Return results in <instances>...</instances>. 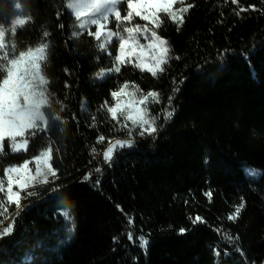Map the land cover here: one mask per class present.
I'll use <instances>...</instances> for the list:
<instances>
[{
	"label": "trees",
	"instance_id": "1",
	"mask_svg": "<svg viewBox=\"0 0 264 264\" xmlns=\"http://www.w3.org/2000/svg\"><path fill=\"white\" fill-rule=\"evenodd\" d=\"M16 2L0 0V26L28 19L14 37L6 32L9 59L13 41L17 56L48 45L47 129L27 133L26 152L5 144L0 179L48 147L57 177L23 192L19 209L7 205L0 229L13 222L14 229L0 237V264H264V0H186L194 7L179 30L161 14L155 31L170 53L156 76L137 66L158 57L143 36L125 49L131 57L120 71H109L118 40L101 49L103 38L88 34L94 25L78 27L68 0H19V10ZM240 6L249 10L237 15ZM126 83L125 91H140L117 110V122L107 107ZM153 91L159 103H135ZM137 107L155 119L152 135L125 119ZM117 140L131 146L94 160L93 148L103 157ZM241 204L239 217L228 219ZM197 216L203 222L193 223Z\"/></svg>",
	"mask_w": 264,
	"mask_h": 264
},
{
	"label": "snow or ice",
	"instance_id": "2",
	"mask_svg": "<svg viewBox=\"0 0 264 264\" xmlns=\"http://www.w3.org/2000/svg\"><path fill=\"white\" fill-rule=\"evenodd\" d=\"M233 4L239 5V0H231ZM124 3L126 5L124 14L122 15L117 5ZM179 4L180 7H176ZM16 9H21L19 0L14 4ZM66 7L73 13L77 20L81 17H87V21H81L78 25L80 29H85L88 25H95L96 31H89L88 34L94 36L97 41H103L99 44L101 49H106L107 44L111 43L114 37H118V52L114 57V66L109 71H120V66L126 63L125 48H131V42L136 40V34L143 36L150 41L149 46L158 49V57L154 66H141V70H146L156 76L158 72H163L162 65L168 63L170 48L168 42L158 35L155 29L159 28L163 23L164 17H167L170 22L177 24V30L183 25L185 14L194 7L192 4L186 3V0H68ZM251 10H256L255 6H249ZM249 8L240 6L236 11L239 15L241 12L248 11ZM114 18L117 26L131 25L121 29L122 33H127V36L117 33L108 28L109 19ZM134 17H138L147 23L144 25L135 24L131 22ZM30 19V18H29ZM28 22L25 18H15L10 22L9 28L6 30L0 26V61L7 63H0V71H5L6 76L0 82V152L3 151V141L6 137L10 140V147L13 151L27 150L29 143L27 138H24L26 133L32 136L36 135L37 131L43 132L47 129V117L43 109L49 106V99L47 95L48 79L42 72V63L47 60V43H42L35 48H28L26 51L20 52L17 56L15 54V43H11V50L13 56L8 58L9 44L5 42L6 32H10L15 36L17 27H23ZM151 25V27H149ZM77 33H74L76 35ZM48 33L44 32L43 36L47 37ZM132 51H135L132 49ZM99 77L105 75V71L101 70ZM135 91L127 92V95L135 98L136 92L140 91L138 86H134ZM129 88L126 83L122 86L120 91L112 92L113 98H118L125 94V90ZM148 97H152L153 103H159V93L149 92L146 96L141 97L135 101L138 105H147ZM107 107V102L106 105ZM119 105L114 107H107V111L111 114L113 120H118L117 110ZM136 115L128 114L125 116L126 120H130L133 125L141 128L140 134L152 135L157 131L155 126V119L148 115L147 107L135 109ZM120 115H125L121 112ZM172 115L167 113V117ZM127 127V125H125ZM17 137L24 138L20 141ZM105 137L100 136L98 143L103 142ZM131 146V141H119L115 143L109 142L106 150L103 152V158L110 161L117 147ZM95 151V149H93ZM52 149L51 147L41 151L34 161L25 162L19 166H12L4 170L5 178L0 179V193L4 195L0 197V216L7 212V205L14 204L17 209L20 208L22 193L30 187H34L36 182L41 184L49 183V177L56 178V169L51 164ZM30 163H34L35 170L30 168ZM99 171V169H97ZM12 174H17L14 180ZM25 174L26 178H21ZM87 178V177H86ZM6 185V186H5ZM33 193L27 192V195ZM211 199V193H207ZM243 204L237 206L232 215L228 219L234 220L239 217L243 208ZM67 216V213H65ZM2 222V221H0ZM131 223V221H129ZM203 222L202 217H195L193 223ZM14 229V222L8 226L0 229V237L10 235ZM181 234L185 229H180ZM130 240L132 234L129 233ZM142 246L147 244V241L140 238Z\"/></svg>",
	"mask_w": 264,
	"mask_h": 264
},
{
	"label": "rangeland",
	"instance_id": "3",
	"mask_svg": "<svg viewBox=\"0 0 264 264\" xmlns=\"http://www.w3.org/2000/svg\"><path fill=\"white\" fill-rule=\"evenodd\" d=\"M117 7H118V9L120 10L121 14L123 15V14H124V11H125V7H126V5H125L124 3H120V4L117 5ZM71 13H72V12H71ZM72 15H73V13H72ZM73 16H74V15H73ZM75 18H76V17H75ZM78 21H80V23H81V21L86 22V21H87V17H81V19L78 20ZM107 26H108L109 29H111V26L116 27V31H115V29H113V31H115V32H117V33H121V34L124 35V36H127V33H122V32H121V29H122L123 27L130 26V25L124 24V25H120V26L118 27L116 21L114 20V18H111V17H110ZM94 27H95V30H97L95 25H94ZM102 38H103V37H102ZM113 39L118 40V37H114ZM126 48H127V47H126ZM126 48H125V49H126ZM152 49H154V48H152ZM155 50L157 51V55H158V49H155ZM126 57H131V51L128 52V53H126ZM4 73L6 74V72H4ZM0 74H1V71H0ZM104 76H105V75H104ZM104 76H103V77H104ZM103 77H102V78H103ZM100 78H101V77H100ZM119 91H120V90H119ZM127 92H129V91H125V94H122L120 97H118V101H117V104H116V105H119V108H118V109H120V108L123 107V105H124V101H125L126 98L129 96V95H127ZM24 138H27V139H28V135H27V133H26V135H25ZM24 138L17 137V140L20 141V140H22V139H24ZM28 141H29V140H28ZM5 144H8L9 147H10V140H9L8 137H6V138L4 139V141H3V147L5 146ZM28 145H29V143H28ZM28 145H27V149H28ZM10 150H11L12 153H22V152H26V151H27V150H26V151H25V150H21V151H13L11 147H10Z\"/></svg>",
	"mask_w": 264,
	"mask_h": 264
},
{
	"label": "built area",
	"instance_id": "4",
	"mask_svg": "<svg viewBox=\"0 0 264 264\" xmlns=\"http://www.w3.org/2000/svg\"><path fill=\"white\" fill-rule=\"evenodd\" d=\"M93 149H95V151H93ZM93 149H92V157L94 158V160L97 161L103 159L101 152L96 148Z\"/></svg>",
	"mask_w": 264,
	"mask_h": 264
}]
</instances>
